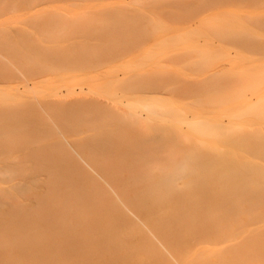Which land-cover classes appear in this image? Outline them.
Instances as JSON below:
<instances>
[{
	"label": "bare ground",
	"instance_id": "bare-ground-1",
	"mask_svg": "<svg viewBox=\"0 0 264 264\" xmlns=\"http://www.w3.org/2000/svg\"><path fill=\"white\" fill-rule=\"evenodd\" d=\"M32 1L35 0H0V17L9 19V22H0V57L7 60L4 59L5 63L0 58V64L5 66V71L9 75L19 76L20 73L27 90L30 88L31 75H33L31 89L36 84L34 78L36 75L30 69L31 65L35 66V61L33 58L25 57V50L38 48L41 52H45L44 50L49 46L42 43L52 41V33L59 25H62V28L69 25V23L68 25L60 23L57 26L44 24L39 29L33 22L23 24L24 21H20L18 25H6V23L18 22L15 19L20 17L23 20L27 19L28 16H24V9L20 12L18 8ZM162 1L165 2V0H152V2ZM188 2L189 6L186 9L174 11L172 14L175 18L181 16L197 18L198 26L187 30L176 28L174 34L176 39L168 41L169 39L155 27L159 18L149 15L150 20L139 29L143 30L139 35L153 36L152 45L161 50L168 46L183 47L194 53L189 65L195 69L209 63L217 57L218 52L220 55L229 53L228 47L231 46L235 48L234 57L246 62L249 59L244 55L245 47H249L252 43L247 35L253 36L254 41L264 39V7L258 6V3L264 0H190ZM46 13L56 14L61 18L66 16L60 8L50 9ZM153 13L149 11V14ZM96 14L99 19L96 32L103 36L102 49L108 53H111L112 49L126 46L123 39L137 35L135 28L128 25L129 21H126L127 15L124 11L110 9ZM238 14L242 18L238 19ZM107 19H112L115 24L106 22ZM161 26L167 28L163 22ZM234 27L241 32H231L233 31L231 28ZM208 28L216 30L218 34L220 30H227L228 34H231L228 35L231 40L228 43L225 39H220V43L216 46L218 52L213 54L207 43L210 40ZM199 35L206 39V43L202 46L197 44L196 37ZM41 57L45 61L52 60V56L48 53L39 56L40 59ZM20 61L25 66L21 65ZM229 62L232 61L229 59ZM251 64L255 67L253 71H247L243 69L245 65H240L237 69L228 72L219 70L209 77L212 83L203 89V95L215 106L214 110H207L206 115H202L192 105L178 98L154 97L151 101H145L141 96L128 95L133 94L130 89H124L123 93L126 94L124 99L118 92L108 95L111 105H105L96 98L93 100L86 97H84L86 99L79 98L75 105L64 101L60 104L48 101L30 104L28 108L33 111L31 113L36 114L35 116H45L44 121L40 117L39 120L36 118V122L31 123L32 127L43 126L47 119L52 121L53 127L55 125L56 131H54L58 140L54 141L58 146L55 147L53 142L55 149H52V146L46 152L49 154L54 150L53 154L60 153L63 158H58V155H56L57 159L50 158L52 156L50 154L49 157L47 156L49 161L39 162L40 159L34 161L42 158L40 156L44 153L47 154L36 152V155L39 153L37 159H29V170L44 172L41 186L46 190H61L66 194L73 192L78 199L87 192L91 197L89 202L93 206L105 211L110 210L112 215L106 214L110 221L114 220L116 224L127 223L125 226L128 225V229L130 227L135 229L134 218L128 216L124 209L117 205L110 190L115 192L125 210L145 225L161 246L163 244L168 246L170 248L168 253L174 258L201 255L200 257L204 256L212 261L203 264H230L231 261L235 262L234 256H237L239 262L236 261L235 264L241 261L240 264H243L246 260L245 264H248V261L252 264V259L264 258V229L260 228L264 225V61L252 60ZM19 66L26 67L27 71H20ZM4 75L2 74L3 77ZM137 75L138 73L128 81L133 84L137 81L135 79ZM232 81H236L235 86L232 85ZM153 82L159 86H172V82L166 79H154L149 84ZM108 83L116 86L118 80L114 76H109ZM246 89L255 93L254 102L249 103L251 100L242 96L241 91ZM233 98H239L246 106L242 112L234 113L227 108V102ZM158 103H162L165 107ZM17 111L22 114L26 110L22 108ZM225 112L228 116L227 126L220 127L221 122L218 117L224 116ZM92 113L98 115L96 122L90 117ZM72 114H76L73 123L69 121ZM6 118L22 123V119L15 113H8ZM74 123L89 125L88 127L95 132L93 137L86 138L88 142L84 143L77 139H74V143L69 141L65 136L71 138L70 132L78 129ZM179 127L186 129L182 130ZM76 131L73 133L75 134ZM7 170L4 172L5 179L13 181L14 176ZM35 179L38 180V175H35ZM0 187L5 189V186ZM26 187L28 184L24 181L15 182L10 186L23 199L26 196ZM6 192H9V189H6ZM43 200L41 197L32 199L30 204L32 209L30 208L29 212H25L22 207L19 209L18 203L13 205L15 208L5 205L6 208L0 209L2 210L0 224H24L36 216L40 217L39 210L46 207ZM58 206L64 209L68 204L60 203ZM173 224L185 227L177 231L171 229L174 227L171 226ZM254 225L256 228H248ZM198 226L205 230L202 229L201 234L202 232L209 234L208 239H211V235L215 236V243L220 239L229 241L231 237H236L244 246L237 243L234 245L236 249L233 246L230 249L229 247L223 250L214 249L216 245L212 246L213 241L207 240V233L202 234L206 240H201L199 232H195ZM206 226L212 227L211 230ZM137 227L138 225L136 230ZM151 227L154 228L155 233ZM12 233V239L3 240L0 229V264H16L12 256H6L9 250L5 248L8 247L5 242H14L17 238L16 231L13 230ZM186 235L193 240L195 238L201 240L202 244L208 245L210 242L212 248L205 244L203 254L197 252L200 248L196 252L193 248L187 250L189 246L184 250L185 245H182L184 243L179 244L183 250H179L180 247L177 246L175 248L173 242L180 240L181 237L186 238ZM183 239L181 238L180 242H183ZM232 257L233 260H230ZM187 264L194 263L190 260Z\"/></svg>",
	"mask_w": 264,
	"mask_h": 264
},
{
	"label": "rangeland",
	"instance_id": "rangeland-1",
	"mask_svg": "<svg viewBox=\"0 0 264 264\" xmlns=\"http://www.w3.org/2000/svg\"><path fill=\"white\" fill-rule=\"evenodd\" d=\"M35 1L26 2L18 8L20 12L24 9V16H28L27 19L23 20L20 17L15 19L18 22L6 23V25H18L20 21H24L23 24L33 22L37 29L44 24L57 26L60 23L64 25L66 23L68 25L69 23V25L66 28H62V25H59L52 33V41L42 43L49 46L44 50L45 52H41L38 48L30 51L25 50V57L28 56L35 61V66L31 65L30 68L34 72V75H36L34 77L36 84L33 85L32 89L33 75L30 78V88L27 90L24 87V83L22 82L23 76L20 73H18L20 78L15 74H13L14 76L9 75L5 71V66L0 64V186H5L4 190L0 187V209L6 208L5 205L15 208L13 205L18 203L19 209L22 207L25 212H29L32 209L30 205L32 199L36 197L43 198V202L46 203V207H42V210H39L40 217L36 216L30 222H24V224L17 223L16 225L0 224L2 231L1 239H12L13 230L17 233L15 234L17 238L14 242H5L8 247L13 246L11 248L5 247L9 250L6 252L8 254L6 256H12L16 264H187L190 260L194 264L209 263L210 258L200 257L201 255L195 257L187 255L183 258L172 257L168 253L170 252V248L164 244V246H161L157 239L154 238L155 236L151 235L149 229L136 220L130 212L125 210L121 199L111 190V195L116 200L117 205L124 209L128 216L134 218L139 231L136 230L135 224L133 226L135 229H131L130 227V231L127 228L128 225L125 226L127 223L120 224L118 222L119 225L116 224L117 222L114 223V220L110 221L111 219L107 218L112 215L109 212L110 210L105 211L104 209L101 210L100 207L93 206L89 202L91 197L87 192H84L83 196L78 199L73 192L66 194L65 191L46 190L43 188L41 183L44 172H40L39 170L30 171V160L37 159L36 156L39 153L36 155V152H46L52 146V149H55L52 144L55 143V147H57L58 145L55 141L58 138L55 135V125L53 127L52 121L49 119L46 120L43 126L32 127V124L36 122V118L39 120L38 117H40L44 121L45 116H35L36 114L31 113L33 111L28 106L33 103L47 101L51 103L57 102L58 104L64 101L75 105L79 98L84 97L93 98V100L96 98L105 103V105H111L108 95L112 92H118L119 96L122 94L124 99L126 96L123 93L124 89H130L133 94L128 95L141 96L145 101H151L154 97L161 99L178 98L182 102L192 105L202 115H206V111L214 110L213 107L215 106V104H210L206 96L203 95V89L212 83L209 77L219 70L223 69L228 72L237 69L240 65H245L243 69L245 68L247 71L255 70L254 64H251V61H264V39L254 41L252 39L254 38L253 36L247 35L252 43L249 47H245L246 51H244V55H247L249 59L245 62L242 59L234 57L235 48L231 45V47H228L230 54L225 53L220 55V52L216 51V46L220 43V39H225L226 43L230 42L231 40L228 35L231 34H228L227 30H220L218 34L216 30L208 28L210 40L207 43L210 47L209 50L212 54L218 52L217 57L195 69V67L189 65L194 53L183 47L172 48L168 46L161 50V48L152 45L154 41L153 36L148 37L144 34L141 37L139 35L140 32H143L142 29H139L150 20L149 15L159 18V22L155 27L169 39L168 41L176 39L174 36L176 28L187 30L188 28L198 26L199 20L197 18H186L184 16L175 18L172 14L174 11L186 9L189 6L188 1L190 0H165V2H152V0ZM258 6L264 7V2H259ZM53 8H60L66 16L61 18L56 14L46 13V11ZM110 9H115L118 12L124 11L127 15L126 21H129L128 25L135 28L137 35L123 39L126 46L112 49L111 53H108V51L102 49L104 45L102 41L103 36L96 32L99 25L98 14L96 13ZM149 11H153L154 13L149 14ZM32 14L33 16H30ZM237 17L238 19L242 18L240 14ZM1 21L9 22V19L0 17ZM106 22L115 24L112 19H107ZM162 22L166 24V29L161 26ZM231 30H233L231 32H241L235 27L231 28ZM196 39L198 45L202 46L206 43V39L201 35L196 37ZM44 53L51 55L52 60L45 61L42 57L40 59L39 56ZM0 58L1 61L5 62L6 59L4 57ZM229 59L232 62H229ZM176 61H178L177 64ZM20 64L24 65L22 61H20ZM18 69L20 71H27V68L22 66H19ZM4 73L7 75L5 76ZM136 73H138L137 77H135L137 81L132 84L128 79L136 75ZM109 76H114L118 80L116 86H112L114 85L113 83H108ZM13 77L17 78L14 80ZM154 79L170 80L172 86H159L154 82L149 84ZM232 85L235 86L236 81H232ZM241 94L244 98L251 100L249 103L254 102L255 93L253 90L246 89L241 91ZM158 105L165 107L162 103H158ZM226 106L234 113L242 112L246 108L239 98L230 99ZM21 107L26 110L22 114L17 111L22 109ZM8 113L17 114L22 119V123H16V120L6 118ZM92 114L90 117L96 122L98 115ZM188 114L190 115V112ZM226 114L227 112L224 113V116L218 117L219 122H221L220 127L227 126L226 121L228 116ZM75 120L76 114H72L69 121L73 123ZM74 124L75 127H78V129H75L78 132L76 131L74 134L73 132L75 131H69L75 137H72L67 132V135L72 138L65 136L69 141H73L72 143H74V139H77L84 143L88 142L86 138L91 139L93 137L95 132L88 127L89 125ZM49 127L52 128L50 129ZM179 128L182 130L186 129V127ZM53 151L51 150L49 154L47 152V154H40L42 156H39L42 158L34 161H38L39 159V162L49 161L47 160V156L49 157L50 154L52 155L50 158H55L56 155H58V158H63L62 155H59L60 153L53 154L55 153ZM59 151L61 152V150ZM64 156L67 157L66 155ZM6 169H8L9 174L14 176L13 181L5 179L4 172H6ZM35 175H38L39 181L35 179ZM18 181H24L28 184L24 199L16 190L10 188L12 184ZM6 189H9V192H6ZM20 203L22 204L20 205ZM58 203L68 204V207L63 209L58 206ZM106 214L109 215L106 216ZM171 226H174V224ZM175 226L171 229L182 230L185 227ZM198 227H194L198 230L195 229V232H199L201 240H206L203 235L207 232H202V235L200 231L204 230V228L199 227V230ZM211 228L208 227L209 230ZM248 228H256V226ZM260 228L264 229V225ZM153 233H155L154 228ZM207 236H209L208 233L206 234V238L209 240L210 238L208 239ZM212 236H210L211 239L214 238L213 240L210 239V242L213 241L212 246L216 245L214 249L217 250L227 249L228 247L230 249L231 246L236 249L234 245L237 243L242 245L240 244V239H236V237H231L228 241V239H224L221 236L224 240L221 241L220 239L218 241L219 237L218 242L216 241L217 243H215L216 237ZM181 238L183 239V237ZM181 238L173 242L175 248L180 247L178 248L179 250H183L182 246H179L180 243H184L182 244L185 245V247L183 246L184 250L188 246L187 250L193 248L194 252L200 248L197 251L199 254L202 253L206 246L212 248L208 241H206L208 245L205 243V246L199 239L195 238L193 240V238L191 239L190 236L186 235V238L183 239L184 241L180 242ZM176 242H178L177 245ZM1 244L3 245V243ZM3 250L6 251V249ZM234 258H236V260L234 259L235 262L231 261L230 264H235L236 261L239 262L237 256H234ZM250 258L252 259L251 256ZM231 259L233 260V257ZM252 260L254 261V263L253 261L251 262L252 264H264V258Z\"/></svg>",
	"mask_w": 264,
	"mask_h": 264
}]
</instances>
